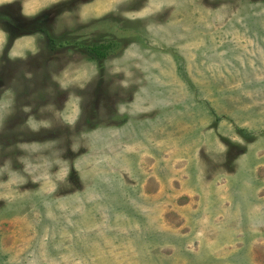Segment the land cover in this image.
<instances>
[{"label":"rangeland","instance_id":"1","mask_svg":"<svg viewBox=\"0 0 264 264\" xmlns=\"http://www.w3.org/2000/svg\"><path fill=\"white\" fill-rule=\"evenodd\" d=\"M0 264H264V0H0Z\"/></svg>","mask_w":264,"mask_h":264},{"label":"trees","instance_id":"2","mask_svg":"<svg viewBox=\"0 0 264 264\" xmlns=\"http://www.w3.org/2000/svg\"><path fill=\"white\" fill-rule=\"evenodd\" d=\"M49 40L54 43L55 39L49 38ZM114 42H101L99 44L91 43L83 45L86 49V52L88 53V56H90L92 59L96 60H103L106 59L109 55V50L113 48ZM60 46H62L61 43H59ZM82 45V44H81Z\"/></svg>","mask_w":264,"mask_h":264},{"label":"bare ground","instance_id":"3","mask_svg":"<svg viewBox=\"0 0 264 264\" xmlns=\"http://www.w3.org/2000/svg\"><path fill=\"white\" fill-rule=\"evenodd\" d=\"M11 176V175H10ZM10 178V177H9Z\"/></svg>","mask_w":264,"mask_h":264}]
</instances>
